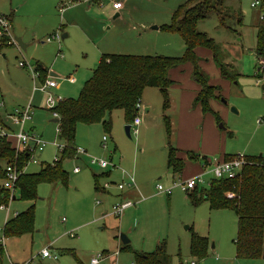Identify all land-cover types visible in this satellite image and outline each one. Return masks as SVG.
<instances>
[{
	"label": "rangeland",
	"instance_id": "obj_1",
	"mask_svg": "<svg viewBox=\"0 0 264 264\" xmlns=\"http://www.w3.org/2000/svg\"><path fill=\"white\" fill-rule=\"evenodd\" d=\"M9 1L0 0L5 5ZM19 1L23 6L17 10V13H20L19 18L13 19L17 27L28 21L34 22L42 13L47 14L53 2ZM60 1L54 0L56 15L54 17L52 13L50 18L54 20L57 16L55 21L59 19L62 22L64 12L70 7H76L75 4L79 1L66 2L62 11L59 10ZM104 1L95 0L92 3L94 9L80 13V29L83 26L88 34L105 36L102 44L107 41L105 39H111L114 51L106 49L107 52L149 55L153 54L155 45L158 44L160 48L169 41L168 35H180L163 28L181 14L183 7L190 6L197 0H119L125 9L121 16L115 19L114 13ZM251 2L253 0H224L218 9L219 12L212 11L196 22V30L213 41L220 60L231 65L227 70L237 73L235 79L226 86L218 84L222 95L219 101L228 109L229 118H222L217 126L224 128L221 129L224 132L232 131L229 137L226 134L228 149L233 155L240 153L244 156L250 154L264 157V80L257 83L258 77L255 76L259 8L251 7ZM84 6L86 8V3ZM11 7L13 8V5ZM6 13L0 11V14L8 18ZM24 13L27 14L26 17H23ZM152 26L159 28L152 29ZM65 27H56L55 32L50 35L57 33L58 37L50 42L60 44L64 30L69 31V35H78V29ZM9 31L11 32V26ZM179 40L182 44H177L176 54L170 55H182L185 45L182 38ZM40 45L34 53L31 47L18 51L15 44L0 48V117L6 120L7 134L16 133L21 128L8 118V114L15 108L26 106L29 99L27 93L32 85L29 73L26 75L27 71L19 67L18 63L26 61L35 65V57L32 54L48 56V49ZM98 58L99 55L92 56L89 53L84 62L87 64L92 60L91 67L96 68L95 62ZM63 89L66 92L67 86ZM148 89L152 94L145 98L159 111V96L152 97L154 88ZM59 96L61 99L68 98L62 93ZM231 108L236 111H231ZM34 112L45 113L47 118L41 114H37V117L32 115L23 129L30 130V122L35 123L38 126L35 125L34 135L47 144L43 150L33 154L37 162L26 163L24 171L27 173L37 172L42 164L58 159L61 149L59 147L63 146L54 123L49 122L51 116L48 111L34 108L32 114ZM44 118L46 121L42 126L40 124ZM104 119H111L112 139L108 137L107 148L100 145L101 136H109L103 132L102 122L76 125L74 145L86 149L88 154L62 162L63 169L68 174L66 185L38 183L34 200L19 199L17 193L16 199H11L6 206L0 208V240L3 239L4 243L0 264H9V261L19 264L17 262L36 257L43 248L49 250L51 257H36L38 264H89L90 259L98 254L103 257L97 264H136L134 252L149 254L161 247H164L168 256V264H263L262 259L240 258L236 255L237 216L232 209L213 208L206 198L194 203L189 194L178 186H174L170 193L160 192L157 185L163 188L172 185L167 181L172 173L167 167L165 152L161 153L159 160L153 161V151L161 150L160 146H155L158 142L154 147L150 143L144 146L138 134L131 132L128 137L120 109L107 113ZM162 135L167 146V136L165 133ZM89 156L111 160L114 167L110 166L106 172L129 168L135 178L134 169L137 168V173L145 180L146 191L136 198L132 195L124 198L136 201L135 205L126 208L119 216L111 214V205L121 200L116 195V191H119L111 182L106 188V193L96 190L95 176L98 187L103 186L108 177H100L105 170L90 164ZM153 163L157 166L151 170ZM74 166L80 169L76 174L72 171ZM159 167L161 173L156 171ZM140 168H143V171ZM204 177L210 179L211 174L206 176L205 173ZM228 194L233 196V193ZM30 206H33L34 215L32 231L4 238L2 229L6 220L13 218L14 212L18 214ZM121 234L129 239L126 247L120 241ZM194 236L200 238L196 248L192 242Z\"/></svg>",
	"mask_w": 264,
	"mask_h": 264
},
{
	"label": "trees",
	"instance_id": "obj_2",
	"mask_svg": "<svg viewBox=\"0 0 264 264\" xmlns=\"http://www.w3.org/2000/svg\"><path fill=\"white\" fill-rule=\"evenodd\" d=\"M73 1L77 0H71L69 3ZM223 1L197 0L190 6L183 7L181 14L173 19L171 24L164 26L163 29L180 34L185 45L180 56L102 54L91 77L84 83L78 96L62 100L52 109L58 115L59 137L63 141L58 159L52 163L42 164L40 169L34 173L22 170L15 184L16 191L12 195L2 186L5 176L4 167L15 165L17 169L23 168L28 160V154L17 151L10 139L0 136V206H6L11 199H16L17 193L19 199L34 200L36 186L41 182L67 184L68 174L63 169L62 162L78 156L74 145L78 123L102 122L103 131L110 133L111 121L104 117L115 109L122 110L126 124L130 123L136 115L137 105L146 87L159 88L163 98V108H167L169 105L167 89L171 84L168 71L184 63L189 62L192 65L190 77L200 86L194 103H198L203 112L211 113L216 122L220 123L222 120L219 114L209 106L210 99L221 98L220 88L209 84L208 75L199 66V57L194 49L196 47L209 49L220 76L229 82L235 79L237 73L227 70L231 65L220 60L213 41L196 30V22L212 11L219 12L218 9ZM62 3L66 5V1L60 2ZM258 8L263 19H258L259 24L256 28V53L261 54L264 46V0H260ZM5 40H8L7 37L3 39L4 43L0 48L12 45L7 44ZM38 70L42 74L40 68ZM164 122L167 136H169V121L165 118ZM0 124H3L2 119H0ZM167 150V167L172 174H180L184 168L183 160L176 156L177 150L169 142ZM186 156L189 160L199 158L189 151L186 152ZM245 158V163L234 178H210L208 185L196 186L186 193L194 203H199L202 198H206L213 208L232 209L237 216L236 255L240 258H259L264 264V157L253 155L245 156ZM207 159L202 157L204 165L208 162ZM95 183L97 185V176H95ZM101 189V187H96V190ZM228 192L233 193V196L228 197ZM33 220V206H30L27 210L6 220L2 229L3 237L19 236L23 232H31ZM198 238L193 237L194 248L198 245ZM126 246L127 244H124V247ZM3 252L4 249L0 247V261ZM134 262L136 264H168V256L164 247H161L149 254L134 252Z\"/></svg>",
	"mask_w": 264,
	"mask_h": 264
},
{
	"label": "crops",
	"instance_id": "obj_3",
	"mask_svg": "<svg viewBox=\"0 0 264 264\" xmlns=\"http://www.w3.org/2000/svg\"><path fill=\"white\" fill-rule=\"evenodd\" d=\"M64 1L69 3V1L71 0H61L60 2H64ZM77 1H79V3L75 4L76 7H74L73 9H71L72 7H70L64 12L62 22L59 21V19L55 21L57 16L56 18H54V20L53 18H50L52 13L54 17L56 15L53 6L54 3L53 0L47 14L42 13L36 18L34 22L28 21L26 23H23V25H21L20 27H17L14 24L13 19L19 18L20 13L18 14L17 10L23 6V3L20 2L19 0H10L7 3V5L0 2V11L8 13V14L6 13V15L8 16L10 21L11 37H13L14 39L19 38L22 41V48L19 47L18 45L16 46L18 51L20 49L25 50L26 48L31 47L32 53H34V51L41 46L40 44L44 45L42 47L44 48L46 47L49 51V53L47 54L48 56L45 55L35 56L34 54H32L33 57H35L34 64L38 66V68H40L42 73L39 74L38 81L43 82L44 79L48 77L56 82V85L54 87L46 88L44 90H35L33 88V81L31 80L32 85L30 91L27 93L29 95L28 96L29 99L26 106H23L21 108H15L10 114H8L9 119H11L10 116L12 117V114L16 109H24L26 107H29L31 112V118L32 115L33 117H37L38 116L37 114L44 115L45 118H47V115H45V113L34 112L32 114L34 108H39L48 111L49 115L51 116L49 122H52L51 120L54 118L51 114L52 109L64 99H61V101L57 102L56 105L52 108L47 103L48 95L56 97L61 95L62 93V95L65 97L75 98L79 94L82 86L91 77L92 72L95 69L91 67L92 60H90L87 64L86 62H84V58L87 57L89 53L90 55L92 54V56L99 55L98 60L95 62L97 64L100 61L102 54H128V53L107 52V50L114 51L113 48L114 46L111 43V39H105L107 41L102 44V42H104L103 37L105 36L88 34L85 32L87 31V29L83 26H81L82 28L80 29L79 25H82V23L79 21L80 13L84 11L90 12L92 9H94L95 7H93L92 3L95 1H89V0H77ZM110 1L111 0H105L104 2L109 6L112 13H114L113 16L114 19L116 17H120L122 11L125 9L123 3L120 9H114L112 5H110ZM84 3H86L87 5L86 8L84 6ZM11 5H13V8L11 7ZM26 16L27 14L24 13L23 17ZM64 20L65 23H63ZM56 27H59V29H63V27H65V29H68V27H72V29H78V32L76 31L78 35H69V31L65 32L64 30L62 35L65 36L63 39H61L62 42H60V44L56 42H50V40H47V38L50 36V33L55 32L54 30L56 29ZM151 28L158 29L159 26H152ZM168 38L169 41L166 44H162L160 48H158V44L155 45L152 51L153 54H149V55L178 56V55H170V54H176L175 53L176 45L182 44L181 41L179 40L181 36L168 35ZM194 52L199 57V61H198L199 66L208 75L210 85L218 86L220 88L219 85L222 84L223 87L226 86L227 83H230L228 80L220 76L219 69L215 66L211 58V52L209 49L203 47H196L194 49ZM2 55L4 56V54ZM53 55L55 56L53 57ZM191 69H192V65L189 62H187L177 67L171 68L168 71V77L171 80V84L167 89L168 100H169V105L167 108L165 109L163 108V98L159 91V88L146 87L142 92L139 101V107H137L138 109L136 112V115L140 116V123L137 126L136 134H138V137L140 141H142V144L146 146L145 144L150 143L154 147L155 143L158 142L155 146L161 147L160 151H155V152L153 151L154 154L153 161L159 160V157L163 152H165L167 159L168 142L171 146H173L177 150L176 156L183 160L184 168L182 172L180 174H171L170 177L168 176L167 181L168 183L170 182L169 185H171L178 178H187L194 175L205 173L206 170L202 157H205L206 159L209 157H218L220 159H224L227 157L226 159H229L234 154L227 147L228 144L227 136L229 137L230 135H232V131L228 130L226 131L227 133L222 131L221 129L224 128H218L217 126L218 123L214 119V116L209 112H203L201 106L198 103H194V99L200 90V86L191 79L190 77ZM26 75H28V71L26 72ZM65 85L67 86L66 92L63 89ZM148 88H154L153 89L154 94L152 97H155V95L156 97L159 96V100L161 101L159 111L157 110V108H154L150 100L148 101L145 98V96H149L152 94L151 91H147L149 90ZM219 99L220 98L210 99L209 106L212 110H214L219 114L221 120L222 118L228 120L229 118L228 109L225 107L224 103L219 101ZM45 118L42 120V123L40 125L42 126L45 125V121H46ZM122 118L126 123L123 111H122ZM165 118L168 119L170 125L169 136H167L166 133V127L164 122ZM0 119H2L3 121V124H0V131L7 134L6 133L7 130H5V128H8L6 125V120L3 119L2 117H0ZM38 120L41 121L39 117ZM56 124L57 123H54L55 130L56 128L57 129L59 128L58 125ZM24 125L22 128H24ZM35 125H36L35 123L30 122L29 124L30 130H27V132L35 134ZM37 126L38 125H36V127ZM161 132L165 133V135L167 136V146H166V141ZM56 133L59 134L57 130ZM12 134L13 133L7 134L8 136L7 138L13 141L12 144L14 145L15 137ZM110 134L111 133H108L109 136L103 134L101 136L100 142H102L103 136H107V142L109 140L108 137L111 140L112 137L110 136ZM75 147L82 148L81 146H76V145ZM115 147L116 146L114 143L113 150H115ZM84 151L88 154V151L86 149H84ZM188 151L192 152L194 155H197L199 158L197 160H189L186 156V152ZM79 156L82 155H78V157ZM246 156H253V155L248 154ZM78 157L76 156V158ZM156 166L157 165L153 163V165H151V170H154ZM157 169L158 170L156 171L158 173H161L160 172L161 168L159 167ZM102 170L105 171H102V176L100 177H104V176L108 177L107 182L115 183L117 180L121 181L122 179H125V177H122L121 175L120 172L121 169L118 172L113 171L112 173L110 171L106 172L107 169H102ZM123 170L133 175L132 174L133 171L129 170V168ZM140 170L143 171V168H140ZM134 171L136 172V177L134 178L133 176L134 182L135 181L137 182H135V185L133 187H126L121 191L118 190L119 192L116 191V195H118L119 199H124L125 197L131 195L133 196V198H136L141 192L146 191L144 178L137 173L138 171L137 168L134 169ZM78 172H74V173L76 174ZM111 174L113 175L112 177ZM207 174L208 173H206V176ZM208 177L207 179L205 177L204 178L206 180H209ZM97 186L98 184L96 185L95 183V188ZM201 186L202 185H199L198 187ZM99 191H102L104 193L107 192V190L104 189H101ZM133 202L136 203V201ZM16 214L17 213L14 212L13 216H15ZM7 218L9 217L7 216ZM22 262L24 261L17 263H22Z\"/></svg>",
	"mask_w": 264,
	"mask_h": 264
},
{
	"label": "built area",
	"instance_id": "obj_4",
	"mask_svg": "<svg viewBox=\"0 0 264 264\" xmlns=\"http://www.w3.org/2000/svg\"><path fill=\"white\" fill-rule=\"evenodd\" d=\"M112 1V7L114 9H120L122 7V2L119 0H111ZM260 0H253L251 2V7H259ZM65 4H59V10H63ZM263 19V15L259 14V20ZM10 21L9 19L0 14V47L2 46L3 39L7 37V41L5 42L7 44H15L17 45L14 38L10 35ZM55 37H58V34L50 35L47 40L54 39ZM264 44V39H263ZM263 53L257 54V66L255 67V76L258 77L257 83L262 82L264 80V46H263ZM19 67L24 68L28 71L29 76L31 77L33 81V88L35 90H44L46 88L54 87L56 85V82L51 78H45L43 82H39V70L36 65H30L26 61H20L18 63ZM61 101L60 96L53 97L51 95H48L47 97V103L50 107H54L57 102ZM51 114L53 117H58L57 113L55 111H51ZM31 118V112L30 108L26 107L24 109H16L14 113L12 114V121L19 124L21 126L20 130H18L16 133H13L12 135L15 137V149L19 152H25L28 154V160L27 162H36V160L33 158V154L36 151H41L46 146V142L42 141L40 138H38L36 135L32 133H28L27 131L23 130V125L26 121L30 120ZM140 123V117L138 115L134 116L131 123H130V134L133 132L134 134L137 133V126ZM58 132H60L59 128L56 129ZM0 136H6L4 132H0ZM107 136L102 137L101 146L103 148H107ZM55 146H59L57 143H54ZM63 146L59 147L62 149ZM76 154L78 155H87V153L81 149L76 148ZM245 156L238 153L233 155L229 159H220L218 157H210L208 158V162L205 165V173L211 174V178H226L231 179L234 178L236 175H238L240 169L242 168L243 164L245 163ZM89 163L92 165H97L98 167L102 169H108L110 166L114 167V164L111 163V160L107 159H98L95 157L89 156ZM23 168L17 169L15 165H6L4 167V179L2 181V186L7 189L10 192V195H12L16 191V182L18 180L19 175L21 174ZM79 168L74 167L73 172H78ZM122 177H125V179H122L121 181L115 182L114 185L116 186L117 190L121 191L126 187H133L135 185L133 175L127 173L125 170H120ZM194 175L187 178H178L176 179L171 186H167L166 188H163L161 185H157V189L160 192L164 193H170L171 189L174 186L180 187V189L184 192L191 191L194 187L199 185H208L209 180H206L204 178V174ZM109 186V182H105L103 186H101L102 189L107 190L106 188ZM228 196L231 197V195L228 194ZM135 205V203L129 199H121L120 201L113 203L111 205V214L114 216H119L121 213L128 207ZM3 206H0L2 208ZM0 247L4 249V243L3 239L0 240ZM40 259L49 258L51 257V254L48 249L43 248L37 256ZM36 257H32L22 263L19 264H38L35 260ZM103 257L102 254H98L96 257H92L90 259L89 264H97L99 260ZM56 258V257H55ZM9 264H14L11 261H9ZM188 264H195V262H190Z\"/></svg>",
	"mask_w": 264,
	"mask_h": 264
},
{
	"label": "water",
	"instance_id": "obj_5",
	"mask_svg": "<svg viewBox=\"0 0 264 264\" xmlns=\"http://www.w3.org/2000/svg\"><path fill=\"white\" fill-rule=\"evenodd\" d=\"M64 36L65 35H61V39H63ZM14 40L16 41L17 45L22 48V41L19 38H15ZM230 110L231 111H236L234 108H231ZM51 121L54 122V123H58L59 122V118L58 117H54ZM221 127H222V125H221ZM124 130H125L126 135L128 137H130V124L129 123H127L124 126ZM120 241L122 242V244H127L129 242V239L127 237H125V235L121 234L120 235Z\"/></svg>",
	"mask_w": 264,
	"mask_h": 264
}]
</instances>
